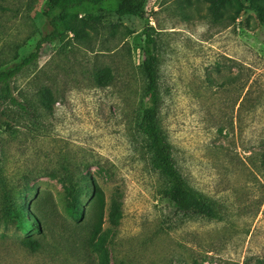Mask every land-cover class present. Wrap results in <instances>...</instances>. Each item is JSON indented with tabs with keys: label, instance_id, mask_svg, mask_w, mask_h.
Instances as JSON below:
<instances>
[{
	"label": "rangeland",
	"instance_id": "obj_1",
	"mask_svg": "<svg viewBox=\"0 0 264 264\" xmlns=\"http://www.w3.org/2000/svg\"><path fill=\"white\" fill-rule=\"evenodd\" d=\"M242 1L231 18L205 0H146L142 17L96 12L83 39L43 44L9 84L17 103L0 99V264H264V24ZM43 4L0 0V67L48 30ZM146 34L158 126L210 215L177 214L150 165L136 125ZM10 203L32 216L37 249L19 243Z\"/></svg>",
	"mask_w": 264,
	"mask_h": 264
},
{
	"label": "trees",
	"instance_id": "obj_2",
	"mask_svg": "<svg viewBox=\"0 0 264 264\" xmlns=\"http://www.w3.org/2000/svg\"><path fill=\"white\" fill-rule=\"evenodd\" d=\"M205 1L212 14H231V18L246 8L242 0ZM145 2L146 0H44L41 14L46 20L48 30L38 38L33 50L20 57L18 61L0 67V99H3V95L7 93L9 100L16 102L9 95V84L23 67L38 56L43 44L55 40L60 41L67 33H71L75 38L83 39L86 30L92 29L93 23L98 20L94 15L96 12L105 11L117 17L124 15L142 17ZM247 7L253 10L258 21L264 24V0H248ZM152 43L151 36L146 34L142 44L141 69L145 79L144 94L147 102L136 121L137 128L147 141L151 167L159 171L167 180L168 186L164 190V194L175 204L176 213L183 216L210 215L211 209L207 202L190 189L177 171L169 147L158 126L156 61L151 47ZM3 123L6 128L10 127L9 121L4 120ZM95 194L97 195V192ZM67 213L74 221H79L83 217L82 211L73 206L67 208ZM3 215L16 220L19 230L25 234V237L19 239V243L31 251L37 249L38 241L29 235L33 227L32 216L11 203L4 205ZM116 216L118 213L114 214L115 221ZM99 230V224L93 225L90 230L89 241L94 240L95 246L99 244ZM256 264H263V261L257 260Z\"/></svg>",
	"mask_w": 264,
	"mask_h": 264
}]
</instances>
